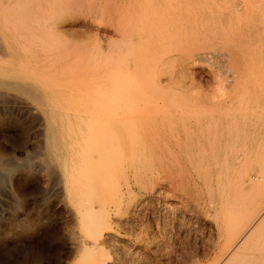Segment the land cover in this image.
Wrapping results in <instances>:
<instances>
[{"label": "rangeland", "instance_id": "1", "mask_svg": "<svg viewBox=\"0 0 264 264\" xmlns=\"http://www.w3.org/2000/svg\"><path fill=\"white\" fill-rule=\"evenodd\" d=\"M118 12L153 32L113 62ZM0 42V76L41 78L59 136L5 90L0 264H264V0H0ZM111 78L144 120L98 127L89 170L74 112H109Z\"/></svg>", "mask_w": 264, "mask_h": 264}, {"label": "bare ground", "instance_id": "2", "mask_svg": "<svg viewBox=\"0 0 264 264\" xmlns=\"http://www.w3.org/2000/svg\"><path fill=\"white\" fill-rule=\"evenodd\" d=\"M22 1V0H21ZM27 2V1H26ZM17 3V2H16ZM124 3V2H123ZM24 4V3H23ZM22 6V5H21ZM133 6V5H132ZM113 7V5H112ZM115 7V6H114ZM113 7V9H114ZM6 9V8H5ZM18 9V8H17ZM26 10V8H25ZM132 10V9H131ZM24 11V10H23ZM122 11V9L120 10ZM110 12V11H109ZM124 12V11H123ZM127 12V11H126ZM26 13V12H25ZM119 13V12H118ZM22 14V13H21ZM123 14V13H122ZM128 14V12L126 13ZM16 16V14H14ZM112 15V14H110ZM120 16V13L118 14ZM130 16V15H129ZM115 17V16H114ZM116 17H117V14H116ZM130 18V17H129ZM128 17H125V15H122L120 17L117 18H114V20L116 19L115 21V31L118 32V35H120V48L116 46V48H119L117 51L119 52V54H117V52L115 53L114 51V48L111 49L113 55L111 54V58L112 60H114L113 62H116V58H121L120 57V54H125V52L127 53V51H129L128 47L130 48L132 46V48H135V47H141V50H142V47L144 46V43L142 41H146V39L148 37L151 36V30L148 29L147 31H142L141 33L139 32V34H134L132 33L131 35H129L127 32L129 30V28L131 27L130 23L131 22H128V20H130ZM27 19V18H26ZM4 21V20H3ZM7 21V19H6ZM8 22V21H7ZM6 22V23H7ZM111 22H112V25H113V19H111ZM129 26V28H128ZM113 27V26H112ZM113 29V28H112ZM143 29V28H142ZM114 31V30H113ZM114 31V32H115ZM155 31V30H154ZM115 34V33H114ZM117 34V33H116ZM116 36V35H115ZM119 39V38H118ZM154 39V37H153ZM157 39V38H156ZM119 41V40H117ZM151 41V39H150ZM149 41V42H150ZM155 41V40H154ZM116 43V42H115ZM113 43V44H115ZM117 43V45H118ZM158 43V42H157ZM1 44V42H0ZM147 44V43H146ZM118 45V46H119ZM131 45V46H129ZM114 46V45H113ZM124 47L126 46V50L125 51H122V48L121 47ZM148 46V45H147ZM2 48L4 49V47L2 46ZM110 48V47H109ZM149 48H150V45H149ZM148 48V49H149ZM121 50V51H119ZM5 51V50H4ZM3 50H1V52L3 53L4 52ZM110 51V52H111ZM136 51V50H135ZM136 53V52H135ZM139 53V52H138ZM114 54L116 55H119V57H115ZM144 54H147L146 52ZM149 54H150V51H149ZM141 55V54H140ZM153 55V54H152ZM114 56V57H113ZM137 56V55H136ZM148 56V55H147ZM138 57V56H137ZM135 57V58H137ZM124 59H125V56H124ZM120 60V59H119ZM117 60V62L119 61ZM122 60V59H121ZM138 60V59H136ZM135 62V60H133ZM146 61V60H145ZM122 64V62H121ZM135 64H137V62H135ZM149 64V63H148ZM117 66V65H116ZM125 68V67H124ZM163 69V67L161 68V70ZM126 70V69H125ZM146 70V71H145ZM145 71V72H144ZM163 71V70H162ZM144 72V73H143ZM140 74L144 77V79L147 81V86L149 88H156V87H160V80L159 78H161V72H160V69L158 67H154L153 65L151 66H148L146 65L144 67V69L142 70V72H140ZM4 77L2 78L0 76V100L1 101H6V102H9V103H12V102H15L18 103L21 101L20 98H18L17 96H13V94L11 95L9 92H6L5 90H14V91H17L18 93L22 94L23 96H26L27 100H30L32 101V105L34 104L36 106V108L34 109H37L38 112L40 111L42 114L46 115V122L48 124V127H47V137L49 138V141L50 142H53L55 144V141L59 138L58 136V123H57V118L54 116V114L52 112H50L46 107V96H49L47 91H46V88L43 86V82L41 80V78L39 79H36V78H29V77H26V78H23V77H9L8 75H3ZM66 76V75H65ZM143 77H140V78H143ZM113 78H111V84H110V89H111V94H112V98L110 99V101L114 104L111 103V105L113 106V108H111V110L108 112L106 111V109H104L106 112L103 114H100L99 112L96 113V110H93L92 107H90L88 104L83 107V111H78L76 110L74 113H75V119H77L78 121H80L81 123L84 124V127H83V130L80 131V134L78 136V141L80 143V147L82 148L81 151H82V154L85 156V158L83 157L82 159H84L83 161V165L84 167L86 168H89V170H92V168L94 169V167L96 166L95 165V161H97V158L98 156L95 155L97 153L100 152V150L98 149V147L100 145H103V143L101 142L102 140L99 141V136H100V132L98 130V127H101L103 129V132L104 130L107 128L111 129L113 127H116V125H113V123H119L120 126L122 127H128V128H133L132 132L136 134L137 132V129H138V125L141 124V119L143 117H138V118H132V116H128L127 115V112L125 111L126 108L124 107L125 104L123 105L122 103H126L125 99H127L125 96V93L123 94L121 92L122 95H125L124 96V101L123 100H119L118 102L116 101V99L114 98L115 97V93H116V89H118L119 84L121 83V81L117 82L115 80V82L113 81ZM143 80V79H142ZM144 81V80H143ZM66 83H72L73 81L70 80V79H66L65 81ZM119 83V84H118ZM162 83V82H161ZM118 85V86H117ZM117 86V88H116ZM122 86H123V83H122ZM124 87V86H123ZM147 87V88H148ZM222 90V88H221ZM124 92V89L122 90ZM151 92V91H150ZM120 95V98L122 99L123 96ZM118 96V95H117ZM50 99V98H49ZM108 100V99H106ZM127 101L130 102V100L127 99ZM133 102L135 100H132ZM52 102V101H51ZM109 102V101H108ZM149 102H151V100H145V101H139L138 104L141 105V104H145L146 106L149 105ZM21 103V102H20ZM26 104L28 102H25ZM91 103V102H90ZM93 103V102H92ZM91 103V105H92ZM101 103V102H99ZM104 103H107V102H104ZM117 103V107H116V104ZM148 103V104H146ZM96 104V103H95ZM131 104V102H130ZM154 105V103H152ZM150 104V105H152ZM29 105V104H27ZM100 105V104H99ZM115 105V106H114ZM127 105V104H126ZM30 106V105H29ZM93 106V105H92ZM101 106V105H100ZM150 107V106H149ZM81 110V109H79ZM103 110V111H104ZM121 113H120V112ZM39 112V113H40ZM129 118H128V117ZM145 117V116H144ZM144 120V118L142 119V121ZM148 120V119H147ZM146 122L144 121V124ZM145 126H147L145 124ZM150 127V126H149ZM100 128V129H101ZM127 129V128H125ZM143 129V128H142ZM149 129V128H148ZM128 130V129H127ZM112 131V130H111ZM148 131V130H147ZM130 132V131H128ZM132 134V133H131ZM96 135L98 137H96ZM111 135V134H110ZM134 136V134H132ZM139 136V134H137ZM144 135V134H143ZM108 134H107V138H108ZM137 136V137H138ZM101 137V136H100ZM102 137H105L106 136L102 135ZM101 137V138H102ZM110 137V136H109ZM119 139L122 137L121 134H119ZM129 139L131 137L127 136ZM104 139V138H103ZM127 139V138H126ZM106 140V139H104ZM108 140V139H107ZM128 140V139H127ZM57 142V141H56ZM105 143V141H104ZM58 146V145H56ZM55 146V147H56ZM54 148V146H52V149ZM98 149V150H97ZM79 151V150H78ZM51 152V151H50ZM53 154V153H52ZM81 155V154H80ZM97 156V157H96ZM49 157V155H48ZM50 161H51V158L49 157ZM56 161V160H55ZM85 161H87L85 163ZM97 164V163H96ZM93 165H95L93 167ZM100 167V166H99ZM103 167V166H102ZM55 168V167H54ZM105 170L107 167H104ZM95 170H96V167H95ZM108 170V169H107ZM80 173V172H79ZM87 176L86 177H79L81 178L80 179V183L83 185V186H86V188H91L90 186H93L95 183H96V178L94 177V175H92L91 171L87 172L86 173ZM96 174V173H95ZM79 175V174H78ZM81 175V174H80ZM82 176V175H81ZM108 176V175H107ZM1 181V179H0ZM90 191V190H89ZM80 195V194H79ZM88 200H90V202H82V206H87L90 205V207L92 208L93 206V197L89 196L88 197ZM171 207V206H170ZM89 208V207H88ZM79 210V209H78ZM78 213V212H77ZM96 243V242H95ZM98 245V244H97ZM230 261V260H229Z\"/></svg>", "mask_w": 264, "mask_h": 264}]
</instances>
